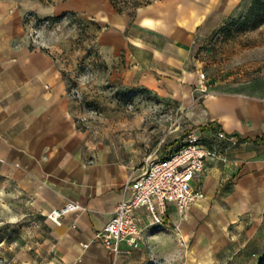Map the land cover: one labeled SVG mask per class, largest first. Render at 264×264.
<instances>
[{"label":"crops","instance_id":"0c3cea01","mask_svg":"<svg viewBox=\"0 0 264 264\" xmlns=\"http://www.w3.org/2000/svg\"><path fill=\"white\" fill-rule=\"evenodd\" d=\"M241 1L153 0L118 13L108 0H70L60 9L97 20L100 52L124 60V83L189 106L192 127L186 134L216 123L246 139L226 153V161L210 163L198 184L204 197L184 216L168 206L169 228L156 231L145 208L134 211L143 227L139 248L152 233L176 227L196 251L212 248L226 257L224 263L239 257L253 264L264 255V77L209 86L202 94L190 59L201 27L231 14ZM32 10L27 2L0 0V197L14 201L4 215L30 232L19 238L24 264H121L133 250L114 256L93 235L111 217L123 183L140 163L120 157L79 126L61 66L30 44L24 15ZM178 137L167 139L156 155ZM71 200L84 206L75 218L68 215L59 226L46 218Z\"/></svg>","mask_w":264,"mask_h":264},{"label":"rangeland","instance_id":"374dc122","mask_svg":"<svg viewBox=\"0 0 264 264\" xmlns=\"http://www.w3.org/2000/svg\"><path fill=\"white\" fill-rule=\"evenodd\" d=\"M18 1L33 9L24 15L30 44L49 52L59 63L68 80L75 119L96 141L122 158L141 163L147 155L162 151L167 139H183L191 129L189 106L123 82L124 60H111L100 52L97 35L101 27L91 14L60 10L70 0ZM118 1L125 12L132 13L153 0ZM249 2L242 0L231 14L214 17L197 32L190 59L212 88L264 77V23L243 28L238 20ZM162 137L166 138L158 146ZM13 202L0 197V264H24L19 238L30 232H23L19 219L3 212ZM173 228L152 233L121 264H245L239 257L224 263L226 257L212 248L196 251L194 241L184 236L182 242ZM253 264H264V255Z\"/></svg>","mask_w":264,"mask_h":264},{"label":"built area","instance_id":"2783aa9c","mask_svg":"<svg viewBox=\"0 0 264 264\" xmlns=\"http://www.w3.org/2000/svg\"><path fill=\"white\" fill-rule=\"evenodd\" d=\"M204 78V73L199 72L196 89L207 94L209 86ZM244 143L246 139L226 133L216 123H210L203 129L191 130L163 154L147 155L123 183L122 198L111 217L94 233L93 241L99 242L114 256L139 248L143 242V227L134 211L145 208L149 225L156 231L169 228L168 206L174 205L184 216L195 201L204 197L198 184L210 163L226 161V153ZM83 209L80 202L71 200L52 208L46 218L59 226L66 216L75 218ZM72 225H76L75 219ZM122 244L127 246L126 250L122 249Z\"/></svg>","mask_w":264,"mask_h":264},{"label":"trees","instance_id":"16d2710c","mask_svg":"<svg viewBox=\"0 0 264 264\" xmlns=\"http://www.w3.org/2000/svg\"><path fill=\"white\" fill-rule=\"evenodd\" d=\"M114 9L124 12V8L119 6L118 0H109ZM149 3V2H148ZM243 28H256L264 23V0H250L248 7L243 15L238 18Z\"/></svg>","mask_w":264,"mask_h":264},{"label":"bare ground","instance_id":"6f19581e","mask_svg":"<svg viewBox=\"0 0 264 264\" xmlns=\"http://www.w3.org/2000/svg\"><path fill=\"white\" fill-rule=\"evenodd\" d=\"M200 264H203V263H200Z\"/></svg>","mask_w":264,"mask_h":264}]
</instances>
